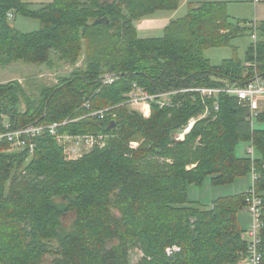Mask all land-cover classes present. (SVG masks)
<instances>
[{"label":"trees","instance_id":"1","mask_svg":"<svg viewBox=\"0 0 264 264\" xmlns=\"http://www.w3.org/2000/svg\"><path fill=\"white\" fill-rule=\"evenodd\" d=\"M27 1L0 0V65L47 64L51 50L60 60L76 62L87 44L86 69L64 85L74 88L60 100V87H47L45 99L31 102L20 84H0V132L6 117L11 128L60 123L87 102L90 111L112 108L115 117H87L74 125L78 133L83 126L110 137L106 147L79 160L67 161L48 133L30 159L28 153L7 154L9 147L0 145V264H43L47 257L54 258L52 264H133L131 240L142 254L135 264H238L247 251L238 219L247 194L204 206L189 200V189L207 179L214 186L234 184L255 171L264 206V129L253 128L249 109L235 96L221 92L209 99L189 90L243 87L256 75L264 79V21L257 24V42L245 61L235 53L212 66L205 50L229 47L254 32L253 26L241 27L250 21H230V0L190 3L185 18L170 20L163 37L149 39L139 38L136 23L178 9L181 0H52L38 10ZM10 12L34 17L40 28L16 31ZM105 17L109 22H100ZM105 71L118 79L105 83ZM75 81L86 90H75ZM133 84L151 96L170 93L171 105L151 102L148 117L131 111ZM261 110L257 118L264 122ZM67 125L62 131L72 133ZM135 141L137 148L131 147ZM241 142L253 144L254 158L236 155ZM58 193L68 200L66 208L55 203ZM112 206L121 225L107 222L106 208ZM83 209L94 213L63 231L65 213ZM261 237L264 264V226ZM173 246L180 251L167 255Z\"/></svg>","mask_w":264,"mask_h":264},{"label":"rangeland","instance_id":"2","mask_svg":"<svg viewBox=\"0 0 264 264\" xmlns=\"http://www.w3.org/2000/svg\"><path fill=\"white\" fill-rule=\"evenodd\" d=\"M203 1H207V0H181L180 6L178 9L174 11H167L162 14L157 13L155 17L157 19H160V18H168L172 20L182 19L187 16L190 3H192L193 7H198L201 5ZM50 3H52V0H28L27 1L29 8L33 10L42 9ZM261 3H264V0H261ZM227 12H228V16L230 17V21L235 25L238 24V22L245 21V20L247 21L251 20L250 22H252L254 21V17H255V3L248 1V0H230L227 6ZM8 19H9L10 25L16 31H19L22 33L34 32L40 28L39 21L35 19L34 17L30 18L24 15H16V13L10 12L8 14ZM169 22L167 23V25L169 24ZM138 24L141 25L142 22L138 21L136 23L138 36L141 39L161 38L164 36L163 28L154 29L155 27L154 28L149 27V28H143V29L141 28L140 30H138ZM241 27L247 28V25L241 24ZM250 34L251 33L249 32H245L241 34L240 36L232 40L231 45L229 47L209 48L205 50L204 56L210 61L212 66H219L223 62V60L232 58L235 53H237L240 59L245 61L246 53L249 47L252 44H255V41L252 38V35ZM85 43L86 42H84L83 44ZM86 45L82 46L83 47L82 52L76 62L60 60L58 58L57 52L55 50H51L49 54V62L47 64L33 65V64H26L22 61H19V62L10 64V65H5V66L0 65V83H8V82L10 83L11 81V82L20 84L21 86L25 88L26 98L29 99L31 102L41 101L45 99L43 94L47 90L46 89L47 87H51V86L55 88L60 87L59 90L56 91L57 94L55 96V97H58L57 99L60 100V98L66 93V91H69V89L74 88V87L65 88L64 85L66 83H69L70 81H74L75 77L79 76L78 73L86 69L84 65L85 59H86V50H87ZM110 76H116V75L107 73V71H105L102 80L105 81L106 77H110ZM78 83L79 81H75V85H76L75 90L77 89L79 93H81L80 89L86 90V88H83L84 86H82L81 88V85H79ZM165 94H170V93H165ZM81 107H82L81 111H83V109L87 110V113L84 110L86 114L84 113L81 114L80 113L81 111L80 112L74 111L72 115L70 114L67 117L68 120H64L61 122L63 124L66 123L63 127H65L68 124L69 130L73 131L72 133H69L66 131L64 132L77 137L73 141H66V142H70V144L67 143L64 145L63 149L61 148L63 152V156L64 154L67 153V150L69 149L71 150V153H68V156L71 157L72 160H79L84 155H87L90 152H92L94 150V135H100V133L94 134V130L92 131V129H89L88 131H86L83 128V126H80L81 133H78L79 130L74 125H77V126H79L78 124L82 125L81 122L83 121V119L87 117L94 118V111H90V108H91L90 102L85 103ZM127 107L131 111L139 112L143 116L148 117L150 115V111H151L150 104L149 105H147L146 103L131 104V105L128 104ZM18 108L21 109V107H18ZM74 109L75 108H72V110ZM11 123L12 121H10V119L6 117L4 119V130H6L7 128L9 129L19 128V127L11 128L10 126ZM83 123H86V121ZM34 124H37V123H34ZM48 124H53V123H48ZM30 125H33V124H30ZM22 127H25V126H22ZM253 128L257 130L264 129V122H259L258 118H256L253 121ZM185 132L181 133L179 137L183 135L182 136V139H183L184 135L186 134ZM109 138L110 137L108 136L105 139V144L101 147H98L97 149H103L104 147H106L108 144ZM63 142L64 141L60 143H63ZM132 143H135L136 148H137L140 144V141H135ZM250 145H251V142L239 143L238 146L236 147V155L239 158L250 157L248 155V147ZM5 153L17 154V155L21 153H28V159H30L32 156V154L28 150L21 151V150L11 149L10 147ZM252 186H253V178L251 174L249 175V179L247 177L241 178V179H238L234 184H229L225 186H214L211 180L207 179L203 182L202 186L195 185V186L190 187L189 200L191 202H200L204 206H211L216 200L222 197L236 196L242 193L247 194L250 191ZM55 196L56 197H54V199L57 205H59L62 208H66L68 206V200H66L61 193H58ZM93 213H94L93 209H85V210L83 209V211L79 214L77 213V211H73V210L66 212L62 218L61 227L63 231L65 232L71 231L73 229L74 223L78 219L92 216ZM105 217L107 219L108 224L115 226L113 223H118L121 225L122 216L120 212L117 211L114 206L106 208ZM238 219H239L240 227L243 233H245L247 230L251 228L253 224V216L249 208L247 207L242 208L240 212L238 213ZM122 230L124 231L125 228L122 227ZM128 245H129L130 262L133 264L140 262L142 258V254H141V250L139 246L137 245V243L131 240L128 243ZM107 246L109 247V243L107 244ZM53 259L54 258L51 259V257H47L46 260H44L43 264H52ZM102 264H108V263L104 262Z\"/></svg>","mask_w":264,"mask_h":264},{"label":"built area","instance_id":"3","mask_svg":"<svg viewBox=\"0 0 264 264\" xmlns=\"http://www.w3.org/2000/svg\"><path fill=\"white\" fill-rule=\"evenodd\" d=\"M255 4L260 3L261 0H248ZM254 32L252 38L255 43L257 42V24L253 25ZM117 80V76L106 77L105 83H113ZM189 91L199 93L203 98H212L217 96L221 92L228 93L229 95L235 96L238 100L239 105L249 109V120L253 126V121L261 113L260 100L264 99V79L256 75L254 79L250 80L243 87H229V88H194ZM170 98V100H169ZM128 104H142L146 103L149 105L151 102H156L161 107L169 106L171 104L170 94H156L154 96L149 95L145 90L139 88L136 84H133V91L128 95ZM217 108V107H216ZM112 108L103 109L94 112V117L99 120L109 118L114 120L115 115L111 113ZM145 114V113H144ZM146 115V114H145ZM206 116L203 115L202 117ZM201 118V117H200ZM196 120L190 122L189 129L185 133L189 132ZM66 123L55 122L53 124H33L25 127H19L14 129L7 128L6 130L0 132V145H8L11 149L16 150H28L30 153L34 154L37 147V141L44 134L48 133L51 135L63 149L65 144H70L77 137L62 131V127ZM68 134V135H66ZM97 136V137H96ZM182 136L179 139H182ZM108 135L100 134L94 135V148L101 147L105 144V139ZM64 141L63 143H60ZM131 147L136 148L135 143H131ZM71 150H67L64 154V158L67 161H71L72 158L68 156ZM248 155L252 158L255 156L254 146L248 147ZM31 156V157H32ZM253 186L247 193V208H249L253 216V224L249 230L243 233L242 237L247 245V251L243 258L238 264H261L262 262V252H261V231L264 226L262 221V211H263V201L257 195L255 184L258 181V175L256 172H252ZM180 251V248L173 246L166 249L167 255H172L175 252Z\"/></svg>","mask_w":264,"mask_h":264},{"label":"crops","instance_id":"4","mask_svg":"<svg viewBox=\"0 0 264 264\" xmlns=\"http://www.w3.org/2000/svg\"><path fill=\"white\" fill-rule=\"evenodd\" d=\"M162 13H164V12H160V14H162ZM170 20H172V19H168V18H160V19H157L155 16H152L150 18H146V19L140 20L142 22V24L141 25L138 24V30H140L141 28L143 29V28H149V27H151V28H154L155 27L154 29H157V28H159V29H162V28L165 29L167 23ZM261 21H264V3H261L260 2V3L255 4V17H254V21H252V23L249 24V25H247V26L248 27H251V26H253L255 24L260 23ZM139 26H141V27H139ZM0 84H7V83H0ZM260 105H261V107H264V99H261L260 100ZM251 176H252V174H251ZM247 178L249 179V176H247Z\"/></svg>","mask_w":264,"mask_h":264},{"label":"water","instance_id":"5","mask_svg":"<svg viewBox=\"0 0 264 264\" xmlns=\"http://www.w3.org/2000/svg\"><path fill=\"white\" fill-rule=\"evenodd\" d=\"M100 22H106V23H108L109 20H108L107 17H105V18L101 19ZM114 127H115V123L112 122V123H111V126L109 127V129H113Z\"/></svg>","mask_w":264,"mask_h":264}]
</instances>
